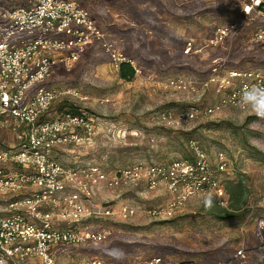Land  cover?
<instances>
[{"label": "rangeland", "instance_id": "1", "mask_svg": "<svg viewBox=\"0 0 264 264\" xmlns=\"http://www.w3.org/2000/svg\"><path fill=\"white\" fill-rule=\"evenodd\" d=\"M6 3V0H2ZM32 0H14L27 6ZM91 14L112 49L135 62L141 70L131 83L119 78L105 49L95 46L82 59L65 69L58 66L46 86L60 95L49 118L64 111H77L92 120L89 144L60 147L55 159L63 166L94 165L110 173L137 164H166L188 159V142L195 140L214 162L219 152L228 160L220 175L223 188L233 182L244 190L247 211L238 218L218 220L205 215L203 205L212 196L199 195L187 201L171 218L148 214L169 200L166 187L108 191L101 189L94 202L137 209L127 221L118 217L93 223L111 231L100 246L63 247L56 251L58 264L117 257L126 264H145L153 257L162 264H264V119L250 110L223 109L170 129L160 120L163 112L200 103L217 106L215 90L203 98L169 87L173 80L206 81L217 70L264 72V50L252 42L263 23L250 17L234 0H79ZM13 6V3H11ZM231 27L235 29L232 30ZM229 29L223 44L212 41ZM192 52L184 54L187 43ZM202 95V87L198 88ZM0 127V149L22 141L18 127Z\"/></svg>", "mask_w": 264, "mask_h": 264}, {"label": "built area", "instance_id": "2", "mask_svg": "<svg viewBox=\"0 0 264 264\" xmlns=\"http://www.w3.org/2000/svg\"><path fill=\"white\" fill-rule=\"evenodd\" d=\"M0 0V127H18L22 141L0 149V264H58L56 251L63 247L100 246L111 231L93 223L116 217L132 219L137 209L122 205L101 206L94 198L108 191L166 187L167 204L149 211L152 217L171 218L187 201L199 195L214 197L228 208L229 201L219 176L227 173L224 152L214 162L195 140L188 142L190 158L166 164H137L106 172L94 165L71 168L54 157L58 148L91 142L94 126L83 116L63 114L50 119L60 95L46 86L58 66L70 69L93 47L105 49L115 69L129 64L140 76L134 61L112 49L91 14L79 0H32L17 6ZM246 18H261L263 25L252 37L264 50V0H234ZM13 3V6H11ZM234 30V27H231ZM229 29L218 31L212 45L223 44ZM189 42L183 49L192 52ZM264 86V72L217 70L205 81L185 83L172 80L169 87L199 98L209 89L221 96L215 106L200 103L160 114L170 129L208 118L223 109L247 112L240 107L243 91ZM203 93L199 95L198 88ZM264 228V227H262ZM69 264H126L94 257ZM145 264H162L153 257ZM193 264V263H181Z\"/></svg>", "mask_w": 264, "mask_h": 264}, {"label": "trees", "instance_id": "3", "mask_svg": "<svg viewBox=\"0 0 264 264\" xmlns=\"http://www.w3.org/2000/svg\"><path fill=\"white\" fill-rule=\"evenodd\" d=\"M119 78L120 80H122L123 82L126 83H131L134 81L135 79V72L134 70L131 68V66L129 64H122L119 68ZM53 109V108H52ZM59 113L61 115L63 114H71L74 116H83L84 114L81 112H77V111H67V112H63L64 108L61 107L58 109ZM51 113V112H50ZM50 119H54V118H50ZM225 193L228 197V201H229V206L228 208H222L218 205L217 200L214 197H211V205L210 206H205V204L203 205V212L205 213V215H209L212 216L218 220H230V219H234V218H238L240 217L242 214H246L247 211H241L245 208L246 206V199H245V193L244 190L241 188L240 185H235L233 182H230L227 184V186L224 187ZM102 252L104 253V255L106 256L105 258L108 259L107 255L112 253L111 250H109V248L105 247V248H101ZM121 256H117V257H111L108 260H113V261H119L118 258H120ZM122 262V261H120Z\"/></svg>", "mask_w": 264, "mask_h": 264}, {"label": "clouds", "instance_id": "4", "mask_svg": "<svg viewBox=\"0 0 264 264\" xmlns=\"http://www.w3.org/2000/svg\"><path fill=\"white\" fill-rule=\"evenodd\" d=\"M240 107L249 109L258 118L264 119V86L253 85L243 91ZM211 200L205 201V206H210Z\"/></svg>", "mask_w": 264, "mask_h": 264}]
</instances>
